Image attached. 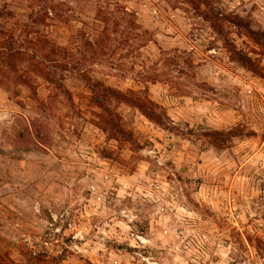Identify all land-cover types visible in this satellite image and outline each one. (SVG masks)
<instances>
[{
    "label": "rangeland",
    "instance_id": "1",
    "mask_svg": "<svg viewBox=\"0 0 264 264\" xmlns=\"http://www.w3.org/2000/svg\"><path fill=\"white\" fill-rule=\"evenodd\" d=\"M0 264H264V0H0Z\"/></svg>",
    "mask_w": 264,
    "mask_h": 264
},
{
    "label": "trees",
    "instance_id": "2",
    "mask_svg": "<svg viewBox=\"0 0 264 264\" xmlns=\"http://www.w3.org/2000/svg\"><path fill=\"white\" fill-rule=\"evenodd\" d=\"M6 55H3L1 58L3 59H6L5 62L7 63L8 59L14 57L15 55L18 54V52L16 51H13V50H6L5 52ZM10 61V60H9ZM245 65H247L252 71L255 72V68L252 66L251 62L249 59H247L245 62H244ZM9 65H10V62H9ZM99 85V84H98ZM101 90L104 91V92H108V94L110 93V95L114 96V97H118L119 94H116L115 91L109 89V88H103L101 85H99ZM96 88V86H94ZM123 101L127 102V103H131L133 105H135L147 118H149L150 120L158 123L159 125L163 126V127H166V125L160 121L159 117L157 116H154V114L152 113H148L146 112V110L143 108L142 105L140 104H137V103H134L132 102L131 100H127L126 98H122ZM112 127L113 129H116V133L117 134H122L123 130L119 127V125L117 123H113L112 122ZM215 134H221V132H215Z\"/></svg>",
    "mask_w": 264,
    "mask_h": 264
},
{
    "label": "built area",
    "instance_id": "3",
    "mask_svg": "<svg viewBox=\"0 0 264 264\" xmlns=\"http://www.w3.org/2000/svg\"><path fill=\"white\" fill-rule=\"evenodd\" d=\"M210 52H214V50H210ZM77 237L82 238V236H78V235H76V234H75L74 236H72L73 239H76ZM74 247H75V248H78L76 244H74ZM79 249H80V248H79Z\"/></svg>",
    "mask_w": 264,
    "mask_h": 264
}]
</instances>
